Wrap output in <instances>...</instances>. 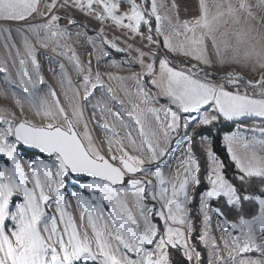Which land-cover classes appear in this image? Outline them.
I'll use <instances>...</instances> for the list:
<instances>
[{
  "label": "snow or ice",
  "instance_id": "1",
  "mask_svg": "<svg viewBox=\"0 0 264 264\" xmlns=\"http://www.w3.org/2000/svg\"><path fill=\"white\" fill-rule=\"evenodd\" d=\"M161 7L165 5L157 0H0V21L22 25L19 31L32 68L30 72L21 58L19 80L4 77L20 114L0 108V159L4 161L0 163V264H201V253L190 243L194 234L209 248L208 264H264V155L249 152L256 142H245V152L240 154L235 148L238 135H224L238 172L233 180L226 177L224 162L207 148L209 171L202 191L201 166L192 151L198 127L221 119L264 121V35H253L251 23L257 20L254 9L264 12V0H199V15L183 21L176 0L169 7L172 16H162ZM73 13L102 25L110 21L157 46L156 51L137 49L141 72L128 77L107 73L109 79L134 83V91L125 89L131 107L113 94L100 71H93L91 60L87 65L80 60L68 41L84 37L94 48L99 41L101 49L125 50L109 41L102 28L95 37L90 35ZM259 21L264 22V15ZM230 37H235V47ZM49 44L54 52L69 49L70 56L64 51L58 54L67 56L79 77L74 83L65 64L49 57L58 64V71L50 70L59 76V94L41 74L37 59V45L47 49ZM242 44L247 47L241 66L259 73L257 80L244 81L235 72L215 77L200 67L240 64ZM229 51L233 52L230 59L225 55ZM169 54L187 59L180 61L181 67ZM103 56L109 52L103 51ZM111 63L117 68L131 66L130 61ZM248 88L253 89L251 94ZM96 90L101 99L92 103ZM25 104L33 110L31 119ZM88 105L92 117L99 114L104 121L98 122L106 133L99 143L85 118ZM192 114L194 119L189 118ZM109 116L114 118L111 126ZM116 122L128 130L123 136ZM180 130L187 142L181 153L184 158L175 176L166 178L161 164ZM252 131L264 136V126ZM20 145L39 150L50 162L30 161L26 170ZM260 148L264 150V141ZM73 174L87 180L82 187L90 193L75 197L82 209L81 221L87 218L83 231L66 210L62 191ZM197 199L202 231L195 224L199 217L190 209ZM212 203L218 206L213 208ZM210 213L222 218L217 228L230 237H221L226 255L210 234ZM232 214L234 220L229 219ZM157 217L162 226L153 222ZM173 251L181 253L183 262L171 258Z\"/></svg>",
  "mask_w": 264,
  "mask_h": 264
},
{
  "label": "rangeland",
  "instance_id": "2",
  "mask_svg": "<svg viewBox=\"0 0 264 264\" xmlns=\"http://www.w3.org/2000/svg\"><path fill=\"white\" fill-rule=\"evenodd\" d=\"M253 11H254V14L257 16V20L251 22L254 29H255L253 34L264 35V26L259 21V17L261 15H264V12H261L259 9H254ZM73 14L82 23L87 25L90 35H93L95 37V34L97 32H99L102 28L103 29V35L109 41L114 42L117 45V47L122 48L126 52L129 53L128 57L120 56V57L114 58V56H112V54L110 53L109 49L108 50L107 49H101L99 41H97L96 47L94 48L92 44L88 43L84 39V37H80L79 39H77L75 36H73V38L70 41H68V44L70 45V47L72 49H74L76 55L80 58V60L85 65H87L89 60H91L93 70L102 69L103 72H105V73L110 72L113 76L128 77L129 72L124 67H130L131 68V75H132V73L141 72L138 68L139 64L137 63V57H138L137 49L143 50L145 52H148L149 49H151L152 51H155L154 49H156L155 44L149 45L146 39L141 38L140 36H135V35L131 34L130 32H128L127 30H122L120 28H117L110 21L102 25L98 21H96L95 19L87 18L85 16L80 15L79 13H73ZM21 27H22V25L0 24V68L6 69V72H0V93L6 94V98H5V95H0V108L6 107L9 109H12L13 111H16L17 115L20 114L19 110H18L17 106L15 105V101H14V98L12 96V90L9 88L4 77H5V75H7L13 80H16V81L19 80V76L17 75V73H18V71L21 70L20 64H19V61L21 58L26 60V66L28 67V70L30 72L32 71L30 59L26 56V50L24 48L23 35L21 34V31H19V29H21ZM73 31H75V29H73ZM147 34L148 33H144V36L146 37ZM32 42L35 43L34 40ZM105 50H107L109 52L108 57L103 56V51H105ZM17 51H19V53H20L19 56H17ZM60 51H64V52L68 53V56L71 55V52L69 51L68 48L58 49L56 52H54L52 50L51 44H49V47L47 49L37 45V59L40 63V72L44 76L47 83L57 90L58 94L60 93V88H59V84H58L59 76H53L52 71L50 70V69H57V71H58V64L52 63L49 60V57H52L54 60L65 64L66 68L68 69L69 75L71 76L74 83L79 80V77L76 76L74 70L72 69V65L68 61L67 56H61L58 54ZM89 53H91V55H89ZM112 60H116L118 62L119 61H130L131 66L125 65V66L117 68V67H114L112 65V63H111ZM232 72L243 75V73H241V72L239 73L238 71H234V70L229 71L227 73H232ZM227 73H225V74H227ZM255 75L256 74H254V76ZM254 76L253 77L247 76V77L255 78L256 76L255 77ZM257 76H259V73L257 74ZM113 80H114L113 85L115 86V90L117 93L118 92L123 93V92H125V89H128V88L122 87L123 85H122L121 81L115 80V79H113ZM104 83L106 84V82H104ZM255 91L258 93L259 88H256ZM248 92L251 94L253 92V89L249 90ZM117 93H113V94H115L118 99H122L125 101V107H131L130 104H128V97L119 95ZM60 98H61V101L63 103V96L61 95ZM50 99L51 98L49 97V100ZM97 99H101V92L99 90L95 91V99L92 100V103H96ZM108 106L109 107L113 106L114 107L113 111H119V108L117 106H114L111 104H109ZM25 111L27 112L28 118L31 119L32 115H33V110L30 109L27 104H25ZM91 113H92L91 105H88L85 108V113H84L85 118L88 119V121H89V130H90L91 135L97 141V143H99L100 141L104 140L106 133L101 127L98 126V122L100 124H103L104 121L100 119L99 114H97V116L95 118H93ZM194 118H195V116H194ZM106 119H107V122L109 123V125L111 126V124L114 122V118L109 116ZM36 120L38 121L39 117H37ZM252 120H255L256 122L259 121L257 126H262V125H260V122H262V121H260L258 119H251L247 122H251ZM247 122H242V123L237 122L235 124V126L238 124H245ZM116 123H117V131L121 134V136H123L125 134V132H127L128 130L120 128L118 122H116ZM235 126L233 129H235ZM244 129H245L246 133H250L252 131L251 129H253V126L247 127ZM145 130L146 131L150 130L147 125L145 126ZM182 131L183 130H180V132L177 134L178 137L177 138L175 137L176 138L175 142L172 140L171 152L167 157L164 158V160L161 164V167L163 169V172H164L166 178H171V177L175 176L176 172L180 168V166L177 164L178 163L177 160L179 158H182V159L184 158L181 155V153H183L185 151L187 145L185 142H184L185 143L184 144L181 141V139L183 140V138H184L183 135H180L182 133ZM257 133H259V132H257ZM133 135L135 136L136 132H133ZM200 136H202V135H200ZM200 136H199V141H200ZM200 145H201V143H200ZM201 147H202V145H201ZM105 148H106V143H105ZM18 151L21 152V150L19 149V146H18ZM21 154H22V152H21ZM206 157H207V155H206ZM35 159L38 161L43 159V160H45V162H50V161H47L46 157L38 156L36 154L32 155V160L34 161ZM3 162H4L3 159H0V163H3ZM148 178L154 179V177H148ZM87 179L90 180L91 178H87ZM205 180H206V175H205ZM86 182H87L86 179L79 180V179H75L74 177L70 176L66 179L65 187H64V189H62V191L65 194V200L68 204V207L66 210L69 213H71L72 216L75 218L77 225L81 231L85 230L84 226L87 225V218L85 215L84 221H81L80 214H81L82 209L77 205V201H76L75 197L77 195H84V196L90 195V193H88V191L82 187V185ZM206 182H207V180H206ZM148 203L151 206V204L153 202L148 201ZM157 207H158V205H157ZM48 211L50 213H52L53 215H57V218H58V214L55 213V210L53 208L48 209ZM197 212H198V206H197ZM198 214H199V212H198ZM201 220H203V217H202V214H201V216L199 214L198 231H200V225L203 226ZM218 220H222V218L218 217L217 221ZM161 223L163 224L162 221H161ZM87 230H88L89 234H91L90 227H88ZM210 234L215 235V232H210ZM235 234H239L238 231ZM222 236L224 237V239H230V237L221 231L219 232V234L216 233V237H215L216 242L221 245L222 253L224 255H226V252H223V240L221 239ZM190 243H191V241H190ZM206 251H207V256H208V261H209V248H206ZM252 255H255V254H252ZM193 264H194V262H193Z\"/></svg>",
  "mask_w": 264,
  "mask_h": 264
},
{
  "label": "crops",
  "instance_id": "3",
  "mask_svg": "<svg viewBox=\"0 0 264 264\" xmlns=\"http://www.w3.org/2000/svg\"><path fill=\"white\" fill-rule=\"evenodd\" d=\"M209 2L211 3V0H209ZM157 3L158 4H164L165 5V7H161L159 9V13L162 16L163 15H169V16H172L173 15V13L169 11V7H170V4H171V0H157ZM176 3L179 6V19L181 21H183V20H191L194 17H196V16L199 15V0H176ZM212 11H215V9L213 8ZM153 22L155 23V19L154 18H153ZM261 23L264 26V22H261ZM0 24L21 25L20 23H17V22H4V21H0ZM166 27H167V25L165 23V28ZM154 29H155V27H154ZM253 35H256V34H253ZM177 39H179V38H177ZM229 39H230V43L233 45V47H235L236 46V43H237L235 37H230ZM161 41H162V38H161ZM174 42H175V39H174ZM245 47H247V45H243V44L240 45V51H239V56L241 57V63L240 64L228 63V64H225L223 66H220V65L214 63L210 67H207V66H204V65H200V67H204L205 69H209V71H211L213 73H222V74H225V73H227L229 71L234 70V71H238L239 73L240 72L243 73V75H247V76L253 77L254 74H256L255 76H257L258 73L250 72V71L246 70L245 68H243L241 66L244 63V48ZM155 48L156 49H154V50L156 51L157 50V46ZM113 50H115V49H113ZM225 55L230 59L231 56L233 55V52L229 51V52L225 53ZM122 56L128 57L129 56V53L126 52V51H124V55H122ZM176 57H181V56H176ZM114 58H116V57L114 56ZM192 62L194 64H196V61L193 60ZM138 66H139L138 67L139 70L142 71L140 65H138ZM124 68L129 72L128 75L131 76V68L130 67H124ZM97 70L101 72L102 78H103L104 82H106V85H109L113 89V93H117L116 90H115V86L113 85V81L114 80L108 78L107 73H110V72L105 73V72L102 71V69H97ZM93 71H96V70H93ZM122 85H123L122 87H124V88H128V89H131L133 91L135 90L134 83L131 80H125V81H123L122 82ZM117 94L122 95V96H126L125 95V92H123V93L122 92H118ZM161 103H164V101L161 100ZM156 106L158 107L159 105H156ZM110 107H112L114 109L113 106H110ZM194 116L195 115L192 114L189 118L190 119H194ZM242 119H258V120H260L259 118H254V117L253 118H242ZM260 121H262V120H260ZM258 122H256L255 120H252L251 122H247L245 124H238V125H236L235 126V129H233V130H231L229 132H224L222 134V142H223L224 135H226V134H229L230 135V134L236 133L238 135V137H239V141L235 145L236 151L238 153L243 154L245 152V148L243 147V145H244L245 142L255 141L256 142L255 149H249V152L252 151V150H254V151L257 152L258 155H264V150H261V148H260V142L261 141H264V136H261L260 133H257L255 131H251L250 133H246L245 132V129H244V128L252 127V126L254 128V127H256L258 125ZM262 122H260V125L264 126V121H262ZM180 135H183V137H184L183 131H182V133ZM175 137L177 138L178 135L176 134L174 136V139H173L174 142L176 140ZM202 138H206V139H204L202 141ZM181 141L183 143L185 142L186 145H187V142H186V139L185 138H183V140L181 139ZM200 143H201V145H202V147L205 150L206 155H207V148L211 147V149H212V140H211V138L209 136H207V135H202V136H200ZM223 144H224V142H223ZM224 146L226 147L225 144H224ZM226 149H227V147H226ZM19 153H20V156H21L22 161H24V163H25V168L27 169V163L30 162V161H33L32 160V156L31 157H26L23 154H21L20 151H19ZM182 160H183L182 158H179L177 160L178 161L177 164L179 166L181 165ZM207 160H208V157H207ZM34 161H38V160L35 159ZM208 171H209V160H208V170H207V173H208ZM207 173H206V180H207ZM211 206L213 208H215V206H213V205H211ZM198 209H199V203H198ZM199 214L201 216V213L200 212H199ZM210 216H211V229H210V232H215V235H212V234L211 235L214 236V237H216V233L219 234V232H220V230L217 228V224H216L217 223L216 221H217L218 217L216 216L215 213H210ZM202 229H203V226L200 225V231H202Z\"/></svg>",
  "mask_w": 264,
  "mask_h": 264
},
{
  "label": "trees",
  "instance_id": "4",
  "mask_svg": "<svg viewBox=\"0 0 264 264\" xmlns=\"http://www.w3.org/2000/svg\"><path fill=\"white\" fill-rule=\"evenodd\" d=\"M139 2V0H138ZM150 7V6H149ZM152 26H153V31H154V27H155V23L152 21ZM142 31L144 33H147V29L143 28ZM110 53L112 54V56L115 57H119L124 55V52H116L113 49L109 48ZM160 52L163 54L165 52V50L161 47ZM169 57L178 65V66H183L180 64L181 60H186L187 58L181 56V57H176L173 56L171 54H169ZM193 63V62H192ZM194 64V63H193ZM207 72L209 73H213L211 71H209V69H205ZM215 77H223L226 74H222V73H213ZM240 75V74H239ZM244 81L247 80H257L259 76H256L255 78H250L247 77L246 75H240ZM252 90V88H248V91ZM251 119H242L240 121H224V120H220L219 122H216L214 125H209V126H204V127H198L196 128V135L195 138L192 141V151L195 154L196 159L198 160L201 169H200V176L201 179L203 180V185L201 186V191L203 190V187L205 185H207V182L205 180V175L206 172L208 170V160L206 157V152L205 150L201 147L200 145V141H199V136L200 135H207L211 138L212 140V149L215 152V154L220 158V160H222L225 164V175L229 180H233L236 178L238 172L237 169L233 163V161L230 159L229 154L227 152L226 147L224 146V144L222 143V134L224 132H229L231 130H233L235 124L237 122H247ZM19 149L21 150L22 154L26 157H31L32 155H35L34 153L28 152L26 150H24L21 146H19ZM81 180V179H79ZM256 184H259V178H255ZM198 202L199 200L197 199L196 201H194L191 205H190V209L191 211L195 214V216L199 217V214L197 212V206H198ZM213 206L217 207V203H212ZM230 220H234L235 219V214H232V216L229 217ZM199 219L195 220V224H196V228L198 230L199 227V223H198ZM154 223H157L159 225L162 226L161 221L159 220V218L157 217L154 221ZM191 243L195 246L196 250L199 251L201 253V264H208V256H207V251L205 246L200 242L198 235L194 234L193 235V239H191ZM171 258L173 260H177V261H182L183 262V258L181 253L175 252L173 251L171 253Z\"/></svg>",
  "mask_w": 264,
  "mask_h": 264
},
{
  "label": "water",
  "instance_id": "5",
  "mask_svg": "<svg viewBox=\"0 0 264 264\" xmlns=\"http://www.w3.org/2000/svg\"><path fill=\"white\" fill-rule=\"evenodd\" d=\"M24 150L28 151V152H31V153H34L38 156H42V157H45L44 154L40 153L39 150L37 149H33V148H30L28 146H24V145H20ZM72 177H74L75 179H85L84 177H77L75 174L72 175Z\"/></svg>",
  "mask_w": 264,
  "mask_h": 264
}]
</instances>
